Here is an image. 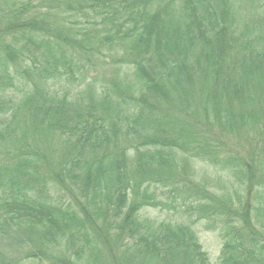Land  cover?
I'll list each match as a JSON object with an SVG mask.
<instances>
[{
  "label": "trees",
  "instance_id": "16d2710c",
  "mask_svg": "<svg viewBox=\"0 0 264 264\" xmlns=\"http://www.w3.org/2000/svg\"><path fill=\"white\" fill-rule=\"evenodd\" d=\"M199 220L264 264V0H0V264H212Z\"/></svg>",
  "mask_w": 264,
  "mask_h": 264
},
{
  "label": "rangeland",
  "instance_id": "374dc122",
  "mask_svg": "<svg viewBox=\"0 0 264 264\" xmlns=\"http://www.w3.org/2000/svg\"><path fill=\"white\" fill-rule=\"evenodd\" d=\"M102 58L105 62L106 61L108 62L107 56L104 55ZM84 76L85 77L83 79L82 76L80 75V77L77 80H75V85H81L82 87H84L90 81L93 82L92 78H94V77L97 79V82H95V83L98 86H100L103 82L102 76H98V75L96 76L94 74L93 67L89 68L85 72ZM196 167L198 169L199 178L200 177H205V178L210 177L211 179H216L217 172L214 171L212 168H210L206 165H203V166L201 165V170H200L199 166H196ZM216 182L219 186V190H221L223 188V185H225L224 178H222V181L218 180ZM212 189H214V188H212ZM163 199H164V196H163ZM146 211L150 217L157 218L158 220L163 219V220H170V221H178L179 219H182V221H184V222H186L188 220V217H185L183 219L181 217V215H179L177 212L175 213V212L170 211L168 207L156 208V209L147 208ZM189 219L191 220L193 218H189ZM204 223L206 224L205 220H199L198 222H196L193 225V229L197 233L199 243L201 244L203 250L206 252L209 261L212 264H218V258H219V254H220V250H221L222 239L220 238L217 230H213L211 228L209 229V228L205 227ZM2 249L5 253H7L9 255L10 254L11 255H14V254L19 255L21 253L19 251L17 252L15 247L12 250L11 242L9 240H5L3 242Z\"/></svg>",
  "mask_w": 264,
  "mask_h": 264
}]
</instances>
